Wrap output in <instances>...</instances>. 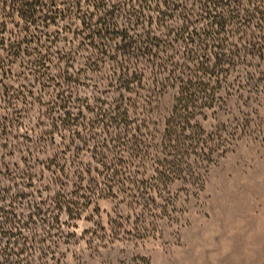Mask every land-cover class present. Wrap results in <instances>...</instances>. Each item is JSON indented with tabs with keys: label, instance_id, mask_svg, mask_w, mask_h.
I'll list each match as a JSON object with an SVG mask.
<instances>
[{
	"label": "rangeland",
	"instance_id": "1",
	"mask_svg": "<svg viewBox=\"0 0 264 264\" xmlns=\"http://www.w3.org/2000/svg\"><path fill=\"white\" fill-rule=\"evenodd\" d=\"M179 4L199 12L194 0ZM128 14L115 18L122 30L132 28ZM169 25L177 29L179 22ZM153 30L164 41L170 34L157 24ZM248 32L255 49L247 34L231 38L235 58L217 73L220 82L213 77L212 101L192 123L210 138L207 159L191 158L190 168L164 182L158 177L177 86L155 92L156 71L132 60L145 82L138 96L123 98L110 84L116 61L91 68L80 22H60L46 45L51 55L73 60L53 59L50 70L60 76L69 69L78 79L70 93L80 120L54 136L50 107L61 85L35 82L22 59L12 61L3 84L13 106L0 100L1 123L9 126L0 136V264H264V26ZM137 34L143 31L131 32ZM117 42L108 43L110 52ZM187 50L183 43L163 50L161 58L171 57L166 76L186 71ZM120 101L136 105L129 126L107 130L96 109ZM115 170L121 178L114 186Z\"/></svg>",
	"mask_w": 264,
	"mask_h": 264
},
{
	"label": "trees",
	"instance_id": "2",
	"mask_svg": "<svg viewBox=\"0 0 264 264\" xmlns=\"http://www.w3.org/2000/svg\"><path fill=\"white\" fill-rule=\"evenodd\" d=\"M179 1L0 0V100L5 99L7 103L8 99L10 106H13L9 89L3 84V80L12 71L10 63L22 59L27 69L34 74L35 82H53L56 87L61 85L63 89L57 90L51 102L49 117L53 122V135H57L62 129L71 130L80 120L72 112L76 103H72L70 93L71 85L78 79L69 69L64 70L60 76H52L50 67L53 59L65 61L67 64L73 60V55L61 52H57L56 56L51 55V48L46 45V37L60 22L76 19L86 37L84 46L93 51L90 67H99L107 60L116 61L117 68L110 78V84L118 88L123 98L127 93H135V96H138L145 82V72L131 69L132 60L146 64L154 73L156 71L153 74L155 77L152 78L155 92L161 93L171 84L177 86L179 97L172 117L166 123V139L163 141V148L168 154L164 165L160 166L162 171L159 172L158 180L164 182L173 175H182L190 168L191 158L205 156L207 159L210 138L205 137L198 124L197 129L193 128L192 123L196 119L198 109L207 107L212 101L213 77L217 76V82H220V75L217 73L228 65L230 58H235L234 52L229 48L231 38L238 33L244 36L247 34L249 48L255 49L256 46H253L252 42L254 33L250 34L248 31L264 26V0H194L198 14L181 8ZM120 11L129 12L128 27H132L131 30H122L115 23ZM244 18H247L246 24H242ZM14 20H19V23L15 24ZM172 22H179V27H170L169 23ZM201 23H205L204 30H200L198 26ZM154 24L166 33L170 32L165 36V41L155 34ZM241 24L246 30L243 31V27H239ZM10 25H14V32H10ZM230 27H233L232 30H229ZM136 29L142 30L143 35L137 34L135 38L131 36V32ZM116 39V50L110 52L108 43L115 42ZM47 41L53 44L56 38L52 40L50 37ZM182 43L188 49L185 55L186 71L176 70L166 76L171 57L165 55L161 58L165 54L163 50L174 51L176 45ZM233 47L237 49L236 46ZM119 59L123 61L118 62ZM135 106L132 101H120L110 108H105L102 104L96 109L97 121L105 124L107 130L123 126L128 128L131 109ZM85 110L83 107L81 113ZM59 113L60 117L56 118ZM1 121L0 119V136L8 135L7 121L3 124ZM139 129L141 130V127ZM132 156L135 157L134 153ZM116 178H121V171L115 170L112 173V183ZM128 181L130 180L122 186ZM78 189H81V186Z\"/></svg>",
	"mask_w": 264,
	"mask_h": 264
}]
</instances>
